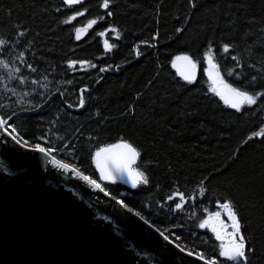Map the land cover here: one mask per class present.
<instances>
[{
  "label": "trees",
  "instance_id": "1",
  "mask_svg": "<svg viewBox=\"0 0 264 264\" xmlns=\"http://www.w3.org/2000/svg\"><path fill=\"white\" fill-rule=\"evenodd\" d=\"M102 2L0 0V117H12L27 146L58 149L57 159L98 183L97 148L128 140L141 151L137 167L149 184L105 182L113 197L185 249L221 264L232 262L219 257L222 242L198 227L197 216L231 201L256 248L251 264H264V139H249L264 127V111L228 108L209 91L204 60L211 43L228 83L264 90V0H195V8L189 0H113L111 17ZM78 11L84 15L64 23ZM92 19L97 24L77 40L76 29ZM105 40L115 45L111 52ZM225 43L233 45L230 53L222 52ZM182 53L199 61L194 84L172 67ZM69 61L96 67L73 69ZM238 63L241 79L228 76ZM177 192L187 200L181 210L175 209L179 197L168 200Z\"/></svg>",
  "mask_w": 264,
  "mask_h": 264
},
{
  "label": "water",
  "instance_id": "2",
  "mask_svg": "<svg viewBox=\"0 0 264 264\" xmlns=\"http://www.w3.org/2000/svg\"><path fill=\"white\" fill-rule=\"evenodd\" d=\"M32 148L0 129V264H203Z\"/></svg>",
  "mask_w": 264,
  "mask_h": 264
},
{
  "label": "snow or ice",
  "instance_id": "3",
  "mask_svg": "<svg viewBox=\"0 0 264 264\" xmlns=\"http://www.w3.org/2000/svg\"><path fill=\"white\" fill-rule=\"evenodd\" d=\"M64 4L72 7L74 5L83 4L84 0H63ZM113 0H103L101 7L106 10V15L111 17L113 13L108 11ZM191 6L193 8L196 7L195 0H189ZM84 15V12H76L69 20H65L64 23H70L73 20H76L78 16ZM105 17H100L99 19H104ZM96 19L89 20L86 27L77 28L76 29V39L79 40L83 33H86L88 29L92 28L93 25L97 24ZM111 32L117 34V38H119V33L116 28H111ZM183 29H177V32H182ZM264 32V29H261ZM101 36L106 35L105 32L99 33ZM20 35H24L23 32ZM5 42L0 40V45H3ZM104 47L107 52H111L113 48H115L114 44L109 43L107 40L104 41ZM233 45L230 43H225L222 45L223 53H230ZM139 51L137 50V55H139ZM232 60H237L235 55L231 56ZM204 60L207 63V68L205 69V73L211 81V87L209 91L213 93L215 96L219 97L223 103L231 109H234L238 113H245L247 108H253V111L262 110L264 111V90L250 92L249 90L233 86V84L228 83L224 76L221 75L220 65L217 63L215 58V53L213 51L211 43H209L207 51L204 53ZM2 63V62H0ZM77 63H80L82 66L87 65L88 67L95 68L96 65L91 64L88 61H69L68 66L70 68L75 69ZM172 67L177 69L179 76L187 83L194 84L196 82V69L198 67L199 61L194 59L192 55L182 53L180 55H176L174 59L171 61ZM5 68L8 65L3 64ZM28 67L35 72L36 69L31 65ZM244 65L237 64L231 70H227L226 74L228 76H235L237 79H241L242 73L237 71V68H243ZM251 67L255 68V65H251ZM107 68L99 69L100 72L108 71ZM17 72L20 71L19 68L16 69ZM261 79H264V75L261 76ZM257 80V77L253 75L251 77L250 83H254ZM21 83H24L21 80ZM32 83H38V81L33 80ZM87 91V89L81 90V99L79 103V107L83 108L85 105V100L83 98V92ZM255 106V107H253ZM134 110L130 109V112ZM99 115V113H97ZM12 117H8V119L0 118V129L3 132L7 133L8 136L16 141V143H20L23 140V137L20 136L15 126L9 123ZM15 134V135H14ZM19 137V138H18ZM253 137H259L264 139V127L260 129V131L253 132ZM40 139H45L41 137ZM23 143L27 145L29 142L27 140H23ZM33 151L43 154L46 157H51L52 162L57 165L60 169L70 171L74 173L81 180L87 182V184L93 186L95 189L99 190V192L103 193L105 196L110 195L106 189L97 182V180L92 179L91 177L85 175L81 172L77 167L71 165L69 163L62 162L61 160L56 159L53 155L54 152L58 151V149L54 147H45L41 143H36L32 148ZM93 159L96 164V168L99 170V179L101 181H110L112 183L116 182L117 176L120 178L127 177L129 181H131V186L133 188H137L140 185H148L149 178L145 174L144 171H141L140 168L137 167L138 161L141 160V151L138 147L134 146L133 143L129 142L126 139L121 138L115 144H109L104 147H99L94 153ZM204 189L201 190L203 192ZM179 197L178 203L175 204L176 210H181L184 207V204L187 203V200L184 197V194L181 192H177L175 195H170L168 200L172 201ZM115 198V197H113ZM189 199H194L193 197H189ZM122 206H126L124 201H118ZM218 207L222 209L228 217L230 221L229 224L225 225L224 222L220 219L221 213L219 211L215 213H209L206 219H203L198 227L201 229H209L212 233H214L215 238L217 240L223 241L224 236H222L221 231L227 228H231L230 232H225L228 237V243H221L219 246V257H223L225 261L232 262V264H251L250 257L254 256L256 253V248L252 243L249 242L248 237L245 232L246 229L242 226L241 217L238 214L237 207L231 202L226 201L222 204H218ZM207 211V210H205ZM163 235V233H161ZM165 240H168L167 236H164ZM178 240L179 237L177 236ZM179 247V245H177ZM184 249H181L183 251ZM189 256H195L196 259L203 261V264H221V262L215 258H206L203 252H188Z\"/></svg>",
  "mask_w": 264,
  "mask_h": 264
},
{
  "label": "rangeland",
  "instance_id": "4",
  "mask_svg": "<svg viewBox=\"0 0 264 264\" xmlns=\"http://www.w3.org/2000/svg\"><path fill=\"white\" fill-rule=\"evenodd\" d=\"M85 1V0H84ZM207 64V63H206ZM207 68V65H206V67H205V69ZM176 69V68H175ZM220 70H221V68H220ZM176 71H177V69H176ZM199 71H200V67H199V65H198V67H197V69H196V78H197V76L199 75ZM178 73V72H177ZM221 75H223V73H222V70H221ZM224 76V75H223ZM208 77V76H207ZM224 79H225V77H224ZM226 80V79H225ZM208 81H209V87H211V81L209 80V78H208ZM96 165V164H95ZM98 173H99V170H98ZM100 175V174H99ZM105 182H109V183H112V182H110V181H101V185L103 186V184L105 183ZM116 182H122V183H125L126 185H129V186H131V181H129L128 180V178L125 176V177H123V178H120L119 176H117V178H116ZM212 210V209H211ZM211 210H208V211H206V212H204V213H201V214H199L197 217H198V221H199V223L203 220V219H206L207 218V216H208V214L209 213H215V212H217V211H219L220 213H221V216H220V219L224 222V224H229L230 223V221L229 220H227V223H226V221L224 220V217L226 216V214H225V212L222 210V209H220V210H215V211H211ZM197 219V218H196ZM205 229H207V228H205ZM231 231V228H227V229H225V230H222L221 231V234H222V236H224V239H223V241H221V242H223V243H225V244H227L228 243V237H227V235L225 234V232H230ZM166 234V233H165ZM167 235V234H166ZM168 236V235H167ZM215 236V235H214Z\"/></svg>",
  "mask_w": 264,
  "mask_h": 264
},
{
  "label": "flooded vegetation",
  "instance_id": "5",
  "mask_svg": "<svg viewBox=\"0 0 264 264\" xmlns=\"http://www.w3.org/2000/svg\"><path fill=\"white\" fill-rule=\"evenodd\" d=\"M224 220L226 221V223H227V220H228V217H227V215L224 217ZM226 225V224H225Z\"/></svg>",
  "mask_w": 264,
  "mask_h": 264
}]
</instances>
